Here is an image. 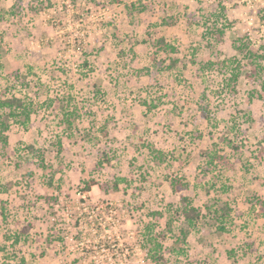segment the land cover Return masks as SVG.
<instances>
[{"label":"rangeland","instance_id":"374dc122","mask_svg":"<svg viewBox=\"0 0 264 264\" xmlns=\"http://www.w3.org/2000/svg\"><path fill=\"white\" fill-rule=\"evenodd\" d=\"M0 10V98L33 109L28 127L10 122L6 149L0 140V264H157L145 229L171 218L176 230L181 195L207 215L229 203L235 221L221 232L205 217L182 253L168 238L161 264H264L263 91L243 67L228 81L236 39L264 53V0H0ZM224 23L207 41V26ZM161 37L175 54L155 53ZM173 178L186 189L174 192Z\"/></svg>","mask_w":264,"mask_h":264},{"label":"trees","instance_id":"16d2710c","mask_svg":"<svg viewBox=\"0 0 264 264\" xmlns=\"http://www.w3.org/2000/svg\"><path fill=\"white\" fill-rule=\"evenodd\" d=\"M120 2V0H117ZM131 8L139 9L140 11H145L146 6H137L135 3L130 5ZM1 11V10H0ZM227 28V24H221V26H207V41H211V39L217 38L220 40L225 34ZM234 49L237 51L239 56H234V58H230L228 61L231 64L232 72L230 77L228 78L229 84L237 82L242 67L243 69H247L249 76H253L257 78V81L260 82L262 93L259 94V97L264 99V53L262 52V48H255L250 45V42L244 40L243 38H238L233 43ZM264 47V46H263ZM155 53L163 55H171L177 52V47L168 41L165 37H161L157 40L155 45ZM178 60L173 58L171 63L168 65V68H173L177 65ZM215 62H210L209 66L212 67ZM226 66V61L222 62ZM228 63V62H227ZM69 100V99H68ZM147 103V102H146ZM70 102H67L66 105L63 106V124L65 125L68 131L73 132L75 120L78 117L77 108L70 107ZM148 108L151 109L153 106L149 103ZM72 106V105H71ZM0 140L4 143V148L6 149L9 144V138L7 135V131L10 128V122L13 121L15 124H20L23 127H28L31 122L33 109L30 104H28L24 98L12 95L11 97L0 98ZM59 146L61 147V141H58ZM30 148L36 152L38 155V161H40L39 167L45 168V153L42 148H38L37 146H30ZM237 149V148H236ZM4 154L7 151H3ZM152 157L156 160L163 161L166 159L165 153L161 150L151 149ZM209 161L211 164L216 163V156H210ZM97 182L95 180H90L86 183V190L90 191ZM171 186L174 192H182L186 189V182L183 178H173L171 180ZM209 215L204 214L203 211L194 204L193 200L187 195H181L179 208L176 210L177 218H178V232H175V227L173 226L175 222L169 219L167 222L166 230H156L155 225L148 224L145 229L146 241L150 244L149 256L152 261L157 264H161L164 256L161 254V250L164 248V242L168 238H174V243L177 245L178 252H184L185 244L187 240L190 238L192 233L201 225L202 220L205 217H211L214 219L217 225V229L221 232H227L230 227H232L233 222L235 220L232 219L231 214V206L229 203H226L224 206L220 208H214L208 206ZM155 214V213H154ZM170 234L172 236H170ZM22 235H18L15 238V241H21ZM162 239V240H161ZM25 260L23 259V262Z\"/></svg>","mask_w":264,"mask_h":264}]
</instances>
